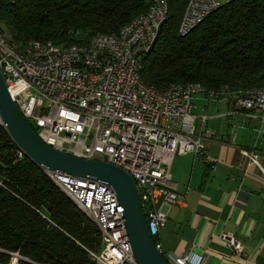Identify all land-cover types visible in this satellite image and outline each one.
I'll return each mask as SVG.
<instances>
[{"label": "built area", "instance_id": "built-area-1", "mask_svg": "<svg viewBox=\"0 0 264 264\" xmlns=\"http://www.w3.org/2000/svg\"><path fill=\"white\" fill-rule=\"evenodd\" d=\"M230 1L187 0L177 34L187 35ZM168 12L169 0H154L145 13L118 32L96 34L83 44L69 46L38 40L16 42L0 25V71L12 101L43 144L125 171L134 181L155 248L167 264H198L191 255L164 254L155 239L167 225L165 208L184 205L171 182L172 159L193 154L210 166L214 162L206 156V142L212 138L207 116L194 115L191 101L198 94L216 98L217 93L198 83L158 88L140 79L144 58ZM228 97L229 112H245L259 120L257 134L264 137V95L246 97L242 92ZM23 155L21 150L16 154L18 160ZM248 157L264 178L258 155L251 151ZM43 172L96 227L99 249L88 251L95 264H137L124 231L123 208L107 186ZM221 239L234 255L244 256L240 240L228 234ZM0 252L8 256L7 264L30 262L19 253Z\"/></svg>", "mask_w": 264, "mask_h": 264}, {"label": "trees", "instance_id": "trees-1", "mask_svg": "<svg viewBox=\"0 0 264 264\" xmlns=\"http://www.w3.org/2000/svg\"><path fill=\"white\" fill-rule=\"evenodd\" d=\"M154 0H0V25L16 42L65 46L118 32ZM187 0L169 12L144 58L140 79L162 87L198 83L216 97L264 87V0H231L185 36L177 26ZM31 129L33 127L29 125ZM19 151L0 125V249L20 264H95L99 233L73 203ZM0 263L8 256L0 252Z\"/></svg>", "mask_w": 264, "mask_h": 264}, {"label": "crops", "instance_id": "crops-1", "mask_svg": "<svg viewBox=\"0 0 264 264\" xmlns=\"http://www.w3.org/2000/svg\"><path fill=\"white\" fill-rule=\"evenodd\" d=\"M191 104L197 117L207 116L212 138L206 156L213 167L193 154L172 159L171 182L184 205L165 208L167 225L155 239L164 254L191 255L198 264H264V178L248 157L254 151L264 171L259 120L245 112L230 113L227 95L198 94ZM223 234L242 242L244 256L234 255Z\"/></svg>", "mask_w": 264, "mask_h": 264}, {"label": "water", "instance_id": "water-1", "mask_svg": "<svg viewBox=\"0 0 264 264\" xmlns=\"http://www.w3.org/2000/svg\"><path fill=\"white\" fill-rule=\"evenodd\" d=\"M0 119L17 147L42 170L100 182L113 192L118 205L123 208V227L137 264H167L155 248L132 178L109 163L78 158L43 144L12 101L1 71Z\"/></svg>", "mask_w": 264, "mask_h": 264}, {"label": "bare ground", "instance_id": "bare-ground-1", "mask_svg": "<svg viewBox=\"0 0 264 264\" xmlns=\"http://www.w3.org/2000/svg\"><path fill=\"white\" fill-rule=\"evenodd\" d=\"M257 93H260V95H264V87L253 89V90L249 91L247 96H252L253 94H257Z\"/></svg>", "mask_w": 264, "mask_h": 264}, {"label": "rangeland", "instance_id": "rangeland-1", "mask_svg": "<svg viewBox=\"0 0 264 264\" xmlns=\"http://www.w3.org/2000/svg\"><path fill=\"white\" fill-rule=\"evenodd\" d=\"M2 26V25H1ZM77 45H80V44H77ZM200 109V107L197 109V110H194V112H198ZM193 113V112H192ZM194 114V113H193ZM195 115V114H194ZM4 127V126H3ZM31 129V128H30ZM20 150V149H19ZM25 155V154H24ZM49 171V170H48ZM52 172V171H51Z\"/></svg>", "mask_w": 264, "mask_h": 264}]
</instances>
